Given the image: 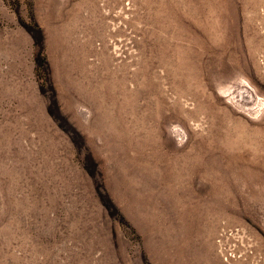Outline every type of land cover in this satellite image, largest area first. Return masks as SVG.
<instances>
[{
	"label": "rangeland",
	"instance_id": "rangeland-1",
	"mask_svg": "<svg viewBox=\"0 0 264 264\" xmlns=\"http://www.w3.org/2000/svg\"><path fill=\"white\" fill-rule=\"evenodd\" d=\"M0 264H264V0H0Z\"/></svg>",
	"mask_w": 264,
	"mask_h": 264
}]
</instances>
